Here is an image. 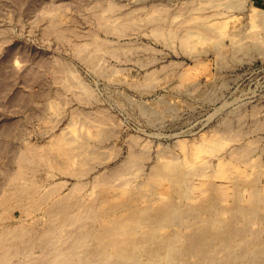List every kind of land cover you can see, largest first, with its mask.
Returning <instances> with one entry per match:
<instances>
[{
	"label": "rangeland",
	"instance_id": "1",
	"mask_svg": "<svg viewBox=\"0 0 264 264\" xmlns=\"http://www.w3.org/2000/svg\"><path fill=\"white\" fill-rule=\"evenodd\" d=\"M0 264H264V0H0Z\"/></svg>",
	"mask_w": 264,
	"mask_h": 264
},
{
	"label": "bare ground",
	"instance_id": "2",
	"mask_svg": "<svg viewBox=\"0 0 264 264\" xmlns=\"http://www.w3.org/2000/svg\"><path fill=\"white\" fill-rule=\"evenodd\" d=\"M207 246V245H206ZM196 253V252H195ZM184 259V258H183Z\"/></svg>",
	"mask_w": 264,
	"mask_h": 264
}]
</instances>
